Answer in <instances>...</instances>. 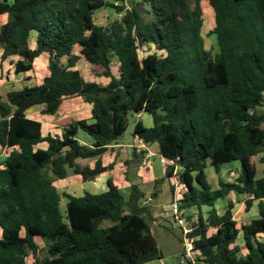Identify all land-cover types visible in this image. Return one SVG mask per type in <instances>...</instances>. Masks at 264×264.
Here are the masks:
<instances>
[{"label": "trees", "instance_id": "1", "mask_svg": "<svg viewBox=\"0 0 264 264\" xmlns=\"http://www.w3.org/2000/svg\"><path fill=\"white\" fill-rule=\"evenodd\" d=\"M208 1L215 55L202 35V0L0 1V16H8L0 28L1 60L19 57L15 72L26 74L46 54L49 72L41 84L9 92L6 102L0 93V149L10 151L0 169V264H27L29 253L31 264L163 258L151 232L152 209L137 185L128 196L111 180L100 194L64 193V215L57 187L71 176L88 182L112 170L102 156L125 134L129 117L143 113L153 126L137 121L133 136L157 144L168 161L165 178L175 177L181 187L177 203L191 223L195 258L264 264V172L257 177L256 165H264V0ZM105 8L120 17L99 25L95 14ZM81 59L108 84L86 81L76 69ZM77 97L92 106V117L72 122L61 136L44 137L41 123L26 116L38 105L55 116L64 100ZM80 132L92 138V148L80 143ZM44 142L46 150L36 149ZM78 159L96 163L82 167ZM232 162L240 163L238 179H220L213 190L207 167L220 172ZM231 192L246 196L247 211L260 201L259 218L238 227L233 203L218 214L216 203ZM192 209L196 222L186 213ZM241 233L245 254L237 244ZM37 238L47 242L46 253Z\"/></svg>", "mask_w": 264, "mask_h": 264}, {"label": "crops", "instance_id": "2", "mask_svg": "<svg viewBox=\"0 0 264 264\" xmlns=\"http://www.w3.org/2000/svg\"><path fill=\"white\" fill-rule=\"evenodd\" d=\"M4 1V0H0ZM11 2L12 0H6ZM204 3L209 5L208 0H202V9ZM204 13V10H203ZM204 18V15H203ZM8 21L7 15L0 16V28ZM203 25L202 35L204 37V31L206 30V25ZM214 27V25H213ZM212 27V28H213ZM212 30V29H211ZM210 30V31H211ZM205 40V39H204ZM35 46L33 41V47ZM206 47V45H205ZM207 49V48H206ZM3 54L2 48H0V93L3 96V101H7L6 95L11 91H19L24 89L25 87H34L42 83L44 77L48 75V59L47 55L44 54L34 62V69L31 72L26 74H16L15 72V63L19 60V57H11L5 61L1 60ZM40 61L42 62L40 64ZM40 66V67H39ZM40 69H39V68ZM76 69L79 70L83 78L88 82H95L101 85L108 84L109 80L103 76L95 75L90 70V65L84 60L81 59ZM42 73V74H39ZM43 105H38L30 108L26 111L27 118L40 122L42 125V135L44 137L51 136H61L63 129L71 124L74 121L78 120H90L91 119V110L92 106L83 101L82 98H71L63 101L60 110L55 116H47L42 114ZM137 121L142 122V124L149 128L153 126L152 117L148 114H140L136 117ZM78 140L80 143L86 147L92 148L93 140L84 139L78 135ZM138 144V139L134 138V143L130 145L132 147L131 156L126 153L125 147L116 142L109 146V151L102 156L103 165L105 167L109 165H114L112 170L105 172L100 175L93 181L82 182L79 177L71 176V195L73 196H82L85 192H90L92 194H100L108 189V181L111 180L119 189L122 190L125 196H128L130 192V188L133 185H137L144 193L145 198L144 201L147 202L148 206L152 209V214L154 216V220L149 222L151 227V232L156 238L159 248L161 252H164V255H172L173 259H175L174 264H179L177 261L181 258L180 264H186L182 259L183 255V236L181 232V228L175 225L171 221H166L163 219V212L166 211L163 208V204H161V197L164 196L162 191H157L156 181L158 180L155 170L152 168L133 171L130 173L132 166L134 165V160H142L141 156H135L133 154V148ZM48 148V144L46 142L39 144L36 149L46 150ZM144 156L149 152L152 157L159 155V147L157 144L147 145ZM9 150L0 149V169H3V162L9 155ZM160 156V155H159ZM144 161V160H143ZM96 163V159H78L77 164L86 167L89 166L93 168ZM152 167V165H151ZM147 168V167H146ZM264 167L261 169V173L263 175ZM166 173V168L163 166V169L159 172V175H164ZM134 174V175H133ZM176 174V171H175ZM160 176V177H162ZM171 179H175L176 188L172 185ZM168 179L170 184V198L167 199V205H169L174 198H178L180 196L181 187L178 184L175 177ZM219 188L218 186L216 189ZM245 200L246 196L239 195L235 196V193L231 192L225 199H221L216 203V210L218 214L223 211L229 205V203H233V215L234 219L238 223V227L242 225L249 224L252 220L259 218V202L254 201L250 210H246L245 208ZM162 201V200H161ZM264 202V200H263ZM190 210L186 211L189 212ZM192 212L189 216H192L196 210H191ZM209 208L204 207L202 210L204 212H208ZM188 215V214H187ZM198 220V216H196ZM195 217L192 218V222H196ZM191 223H189V227ZM212 233V232H210ZM241 236L242 233L240 234ZM240 238V236H239ZM238 241V240H237ZM242 253L245 254L246 250L244 248V239L241 244ZM161 260L153 261L147 264H165L164 257Z\"/></svg>", "mask_w": 264, "mask_h": 264}, {"label": "rangeland", "instance_id": "3", "mask_svg": "<svg viewBox=\"0 0 264 264\" xmlns=\"http://www.w3.org/2000/svg\"><path fill=\"white\" fill-rule=\"evenodd\" d=\"M203 10H204V21L206 23L205 24L206 30L204 31L205 45H206L207 50L211 51L212 54L215 55L219 50L218 49V43H217V37L214 35H209V32L212 29L214 22H215L214 11L212 8L208 7V4H206V3H204V5H203ZM119 17L120 16L118 14H116L112 8H105L103 10L98 11L95 14V22L99 25H107ZM41 63L42 62L40 61V64ZM112 69L117 74L118 64H117L115 59H114L113 65H112ZM39 74H42V73H39ZM260 110L262 112H264V107H262ZM136 123H137V119L133 116H130L128 128H127L125 134L118 140V142L125 147L126 153H128L130 156L132 153V149H131L132 147H130V145L134 143L133 134H134V128H135ZM263 127H264V124H263ZM79 136H81L84 139H91L92 140V138L84 132H80ZM151 165H152V167H151ZM256 165H257V169H258L257 177H261L262 176L261 169H262V167H264V165L260 164L257 161H256ZM149 168L154 169L156 174H158L157 178L160 181L156 185V188H157V191H162V193L164 194V196L161 197L162 201L160 200V202H161V204H163L162 206H163L164 210H169L170 204L167 205V199L170 198V196H169L170 184H169L168 179L165 178L164 175L163 176L159 175V172L161 171V169H163V165L160 163V156L159 155L152 157L149 160L147 166H146V164H144L143 160H134V165L132 166L130 173L133 171L135 172L136 170L140 171V170H145V169H149ZM232 171H234V172L240 171V163L239 162H232V163L222 165L220 168V172H216V170L212 166L209 165L206 169V175H207L208 182L211 185V188L213 190H215L218 186V181L220 179L223 181H231L230 173ZM160 176H162V177H160ZM161 179H164V180L161 181ZM171 183L176 188L177 185H176L175 179H171ZM57 187H58V191L62 197L60 208H61L62 214L64 215V213L66 211L67 200L63 196V194L64 193L71 194V177L65 181H57ZM235 196L238 197L239 195L235 193ZM203 209H204V207H202V210ZM191 212L192 211L190 210L189 212H187V214L189 215ZM204 213H206V212H204ZM221 214H223V211H221L220 215ZM192 216L195 217V221H196V219H197L196 216H198V212L197 213L195 212ZM107 224L110 225L111 223L107 222ZM36 242L40 245L41 252L46 253L47 247H48L47 242L43 241L40 238H37ZM242 242H243V236L240 235V238H238L237 244H241ZM162 255H164L163 251H162ZM164 257H165V259H164L165 264H174L175 259H173L172 255L166 254V255H164ZM32 261H33L32 255L29 253V256L27 258V264H31Z\"/></svg>", "mask_w": 264, "mask_h": 264}, {"label": "built area", "instance_id": "4", "mask_svg": "<svg viewBox=\"0 0 264 264\" xmlns=\"http://www.w3.org/2000/svg\"><path fill=\"white\" fill-rule=\"evenodd\" d=\"M118 3H116L117 5ZM147 144L144 143L143 140L138 139V144L135 146L136 152L144 157V164L148 165L151 155L149 152L144 156ZM160 163L163 166L168 165V161L160 156ZM231 181H235L239 177V172L232 171L230 173ZM145 205H148L146 201H144ZM163 219L166 221H171L175 225L181 228L182 236H183V261L186 264H203L200 263L195 258L194 250H193V243L188 238V234L191 232V226L189 227V222L187 220L186 214L184 210H180L179 205L177 203V198H174L173 201L170 203L169 210L163 212Z\"/></svg>", "mask_w": 264, "mask_h": 264}, {"label": "water", "instance_id": "5", "mask_svg": "<svg viewBox=\"0 0 264 264\" xmlns=\"http://www.w3.org/2000/svg\"><path fill=\"white\" fill-rule=\"evenodd\" d=\"M161 254H162V252H161ZM179 264L181 263V258L180 259H178V261H177Z\"/></svg>", "mask_w": 264, "mask_h": 264}]
</instances>
